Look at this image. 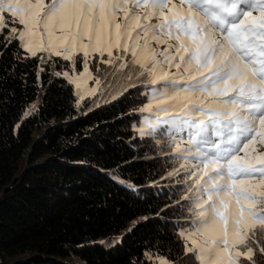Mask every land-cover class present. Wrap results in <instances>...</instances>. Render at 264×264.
I'll use <instances>...</instances> for the list:
<instances>
[{
    "label": "snow or ice",
    "instance_id": "6c2138e0",
    "mask_svg": "<svg viewBox=\"0 0 264 264\" xmlns=\"http://www.w3.org/2000/svg\"><path fill=\"white\" fill-rule=\"evenodd\" d=\"M13 41L46 74L65 68L54 57L69 62L55 75L80 100L108 82L102 65L125 91L139 87L132 127L151 142L143 159L176 165L165 192L176 199L161 211L183 213L173 227L185 255L264 264V0H0V44ZM145 255L179 264L159 249Z\"/></svg>",
    "mask_w": 264,
    "mask_h": 264
},
{
    "label": "trees",
    "instance_id": "16d2710c",
    "mask_svg": "<svg viewBox=\"0 0 264 264\" xmlns=\"http://www.w3.org/2000/svg\"><path fill=\"white\" fill-rule=\"evenodd\" d=\"M16 52L0 44V264H145L150 249L197 264L173 227L183 213L161 211L176 165L143 159L151 142L132 127L140 88L102 65L110 84L80 100L55 75L69 62L37 77L38 58Z\"/></svg>",
    "mask_w": 264,
    "mask_h": 264
},
{
    "label": "rangeland",
    "instance_id": "374dc122",
    "mask_svg": "<svg viewBox=\"0 0 264 264\" xmlns=\"http://www.w3.org/2000/svg\"><path fill=\"white\" fill-rule=\"evenodd\" d=\"M8 18L11 19V17H8ZM14 26H15V27H19L18 24L14 25ZM37 58H38V60H39V65H40V67L46 69L48 65H46V64H41V63H40L39 55L37 56ZM53 59H54V60H59L60 58H55V57H54ZM60 60H61V59H60ZM51 69H52V67H51ZM88 86H89V87H92V86H93L92 83H91V81H89ZM98 90H99V89H98ZM97 93H98V91H97ZM97 93H96V94H97ZM96 94H95V95H96ZM90 97H93V96H85L84 99H86V98H90Z\"/></svg>",
    "mask_w": 264,
    "mask_h": 264
}]
</instances>
